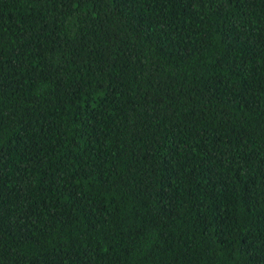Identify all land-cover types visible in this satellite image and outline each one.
I'll use <instances>...</instances> for the list:
<instances>
[{"label": "trees", "instance_id": "1", "mask_svg": "<svg viewBox=\"0 0 264 264\" xmlns=\"http://www.w3.org/2000/svg\"><path fill=\"white\" fill-rule=\"evenodd\" d=\"M0 264H264V0H0Z\"/></svg>", "mask_w": 264, "mask_h": 264}]
</instances>
